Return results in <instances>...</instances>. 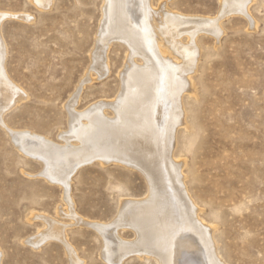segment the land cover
<instances>
[{
	"label": "rangeland",
	"instance_id": "obj_1",
	"mask_svg": "<svg viewBox=\"0 0 264 264\" xmlns=\"http://www.w3.org/2000/svg\"><path fill=\"white\" fill-rule=\"evenodd\" d=\"M127 1L136 20L146 1L155 44L145 45L184 68L178 100L158 93L153 119L167 135L178 104L168 159L178 163L207 233L208 244L195 240L196 257L204 264H264V0L241 7L234 0ZM111 2L0 0V20L9 15L0 21V86L11 94L0 105V264H115L103 234L78 221L109 226L126 201L148 197L147 177L129 159L95 156L67 180H53L46 162L14 137L31 134L58 148L71 140L77 148L74 127L92 115L123 125L112 104L122 97L125 72L147 57L112 29ZM169 14L185 17L167 24ZM168 27L177 36L168 39ZM99 104L101 111L85 116ZM117 236L128 243L137 233L122 225ZM142 250L122 249L118 264H160Z\"/></svg>",
	"mask_w": 264,
	"mask_h": 264
},
{
	"label": "bare ground",
	"instance_id": "obj_2",
	"mask_svg": "<svg viewBox=\"0 0 264 264\" xmlns=\"http://www.w3.org/2000/svg\"><path fill=\"white\" fill-rule=\"evenodd\" d=\"M246 1L234 0L235 5L233 6L241 7ZM110 10L109 19L110 22H113V27H111L118 33L117 36L125 38L128 44L133 47L134 53L146 55L147 57L144 66L131 67L129 71H126L127 73L125 72L123 78L125 80V88L121 95L122 97H120L117 104H112V107L116 105L117 117L122 121L123 125L121 127L124 128L119 127L117 129L114 124L109 123L103 117H99L96 112L100 110V105H102L99 104L85 112V116L93 114L94 111V113H97V115L88 116L91 118H88L89 124H78L74 127V140L76 138L80 142L77 148L71 146V140L68 142L69 146L62 147L60 145L62 148H58L46 139L25 133L14 136L15 140L25 151L41 157L46 162L51 175L45 174L53 180L60 179L63 181L72 172L73 168L88 159H93L95 156L102 160L107 157L129 159L143 171L150 186L148 197L145 196L146 199L126 201L122 206L119 218L109 226L90 223V221L84 222L81 219L78 221L79 223L94 226L103 234L104 238H106V241H104L107 247V257L111 263L118 264L120 259L117 253L122 249L126 251L143 249L156 254L160 264H175V262H177L176 264H204L196 257L195 246L198 245L195 244V240L198 241L200 239L201 242L208 244L207 233L201 231L200 222L196 216L197 212L184 187L181 185L178 176V163L168 159L170 157L168 155L167 145L169 144L167 140L170 137L169 135L172 136L180 117L178 104L173 102L174 109L173 107L171 108L172 118L169 116L171 120L166 126L167 135L164 129L162 133L158 130L153 119V114L156 110L154 109L156 105L155 98L158 97V93L170 94L172 98L176 97L178 100L184 82L182 76L184 68L164 58L160 48L154 46L151 49L146 46L147 40L154 42L149 33V31L151 32V23H149L146 1L145 8H143L141 14L142 22L139 21L141 16H138L139 19L136 16L137 20L131 17L127 0H112ZM134 15L136 14L134 13ZM6 17H9V15H4L1 20ZM184 17L179 16V14H169L165 21L167 24L171 22L178 23L177 19ZM171 28L168 27L164 29V32L162 31L168 36V39H172L178 34L177 29L173 31ZM160 29L162 28L160 27ZM165 34L164 36H166ZM103 39L105 37L102 38V41ZM174 45H178V41L175 39ZM173 48L175 49V47ZM176 51L178 52L177 49ZM157 53H159L160 57ZM96 57L101 59L102 54ZM6 92L8 91H5L0 86L1 106L10 100L11 94ZM122 136H126V139ZM120 137L125 141H118ZM71 157L75 161L74 163L70 160ZM75 163L77 164L74 165ZM65 165L67 166L65 167ZM179 222L181 229L177 226ZM122 225L132 226L134 231L136 230L137 237L134 241L124 243V240H117L119 237H116L117 229ZM175 230L180 231L174 233L176 232Z\"/></svg>",
	"mask_w": 264,
	"mask_h": 264
}]
</instances>
